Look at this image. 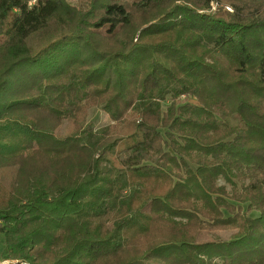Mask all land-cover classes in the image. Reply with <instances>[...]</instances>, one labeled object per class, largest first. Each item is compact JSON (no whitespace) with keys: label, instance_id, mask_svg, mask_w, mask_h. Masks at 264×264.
Here are the masks:
<instances>
[{"label":"trees","instance_id":"obj_1","mask_svg":"<svg viewBox=\"0 0 264 264\" xmlns=\"http://www.w3.org/2000/svg\"><path fill=\"white\" fill-rule=\"evenodd\" d=\"M0 233L19 264H264V0H0Z\"/></svg>","mask_w":264,"mask_h":264},{"label":"rangeland","instance_id":"obj_2","mask_svg":"<svg viewBox=\"0 0 264 264\" xmlns=\"http://www.w3.org/2000/svg\"><path fill=\"white\" fill-rule=\"evenodd\" d=\"M70 2L76 6H81L83 3V0H70ZM108 122V117L101 111L99 108H93L88 111V116L86 119V123L89 124L91 123L93 126H100ZM67 130V124L61 125L57 130V134H64ZM230 231L226 232H201L198 237V242H207V241H214V240H228L231 236ZM4 246V241H3V236L0 233V253L3 249Z\"/></svg>","mask_w":264,"mask_h":264},{"label":"built area","instance_id":"obj_3","mask_svg":"<svg viewBox=\"0 0 264 264\" xmlns=\"http://www.w3.org/2000/svg\"><path fill=\"white\" fill-rule=\"evenodd\" d=\"M227 10H230V9L227 8ZM0 264H19V262L18 261H11V260H0Z\"/></svg>","mask_w":264,"mask_h":264}]
</instances>
